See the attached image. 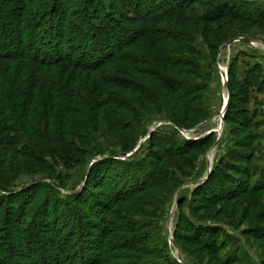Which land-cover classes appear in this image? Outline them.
<instances>
[{"label":"trees","instance_id":"16d2710c","mask_svg":"<svg viewBox=\"0 0 264 264\" xmlns=\"http://www.w3.org/2000/svg\"><path fill=\"white\" fill-rule=\"evenodd\" d=\"M208 1L212 9L194 22L191 8L206 0H0L3 152L28 155L35 164V156L49 157L67 171L94 161L82 188L66 197L44 181L19 193L0 184L5 194L0 196V264H179L165 255L167 246H158L145 222L161 207L143 209L154 192L171 196L182 185L176 170L192 167L211 149L215 135L186 141L175 131L158 129L143 157L144 145L135 152L140 143L132 139L121 153L132 156L119 160L104 150L86 151L72 128L86 99L121 124L125 116L137 121L159 109L169 110L178 130L207 120L196 98L203 87L194 81L207 77L189 58L199 55L187 34L202 25L216 59L231 40L228 23L244 21L264 30V6ZM228 86L225 122L247 141L235 143L191 200L180 199L175 232L182 251L189 247L217 264L238 263L240 257L222 253L233 240L207 223L222 221L218 208L264 192V155L259 157L253 145L262 127L264 65L234 62ZM17 126L25 138L16 134ZM189 201L190 217L184 211Z\"/></svg>","mask_w":264,"mask_h":264},{"label":"rangeland","instance_id":"374dc122","mask_svg":"<svg viewBox=\"0 0 264 264\" xmlns=\"http://www.w3.org/2000/svg\"><path fill=\"white\" fill-rule=\"evenodd\" d=\"M222 2L223 0H213ZM230 3H240L247 6L248 9L256 6H264V0H230ZM206 0L204 4L195 5L191 8V17L195 20L201 19L204 12L212 9V5ZM119 15H124L119 10L116 11ZM122 13V14H121ZM125 16V15H124ZM227 33L230 32V38L219 50L216 59L213 58L210 47L203 35L202 25L196 26V31L187 34L188 40L191 42L193 49L199 55L198 57L189 56L194 66L198 68L201 74L207 77L206 80L195 79L203 87L202 94L196 96L199 99V107L202 109V114H206L207 120L199 123L190 130H184L174 127L170 118L169 110H157L156 112H144L143 118L136 121L133 116H125L122 119V124L115 122L108 114L103 111L96 110L90 103L82 102L78 110L77 121L73 124L72 129L76 130L79 139L78 143L86 149V151L104 150L106 156L113 155L116 159L126 160L132 156L129 154L125 157L121 156L124 146L130 143L132 139L138 140V149L140 145H144L139 153L144 156L148 148L149 134L163 129L168 133L177 132L182 140L199 141L208 136L215 135V143L211 149L204 155L198 157V160L192 167L184 166L183 173L176 170V173L181 177L182 185H180L174 193L166 195L165 190L160 189L153 194L156 196L152 201L145 202L144 211L150 212L159 209L157 217L145 218V222L150 226V232L155 236V242L158 246H167L166 256L179 264H217V260L209 255H204L196 250H190L189 247L182 251L180 246L175 241V232L180 220V199L191 200L193 191L205 184L212 172L217 168L220 162L229 155L236 147V142L241 141L246 143L247 137L240 132L234 134V128L225 122L223 113L226 99L229 98V86L227 77L222 74L221 70L229 76V68L234 62L239 64L245 59L251 64L262 63L264 65V30L254 28L244 21L236 23H228ZM202 26V27H201ZM127 27V26H125ZM252 39L258 41L253 45L244 43L240 39ZM235 41L231 46L228 44ZM246 54L247 56H243ZM178 55L175 56V58ZM225 69V71H224ZM193 80V79H192ZM258 106L261 111L258 119L262 122V127L258 131V137L253 145L256 147V152L259 157L264 155V96L260 97ZM60 113V111L56 112ZM10 117V116H8ZM224 117V120H223ZM81 119V120H80ZM9 122V121H8ZM12 122H9V125ZM20 127H16V134L24 137L25 131ZM130 129V130H129ZM153 131V132H151ZM133 132V136L130 133ZM151 135V134H150ZM25 138V137H24ZM2 140H0V143ZM36 143V140H35ZM40 143V142H39ZM34 144V143H32ZM37 146V145H36ZM38 155V153H37ZM42 156V155H41ZM36 157L37 163H31L29 156H19L13 150L3 152V147L0 146V184L11 185L14 192H21L24 188L30 186L37 181H44L55 186L58 192L66 197L67 195L79 191L85 184L86 176L90 166L94 161L76 168L74 171H67L59 163H56L49 157ZM121 156V157H120ZM51 176V177H50ZM50 177V178H49ZM195 185L196 183H200ZM63 185V186H62ZM5 195L0 193V196ZM157 200H156V199ZM158 198L163 199L161 203ZM246 200V198H244ZM243 203H232L217 210L222 212V221H210L208 225H215L225 229V233L233 240L232 247L228 246L226 252L236 253L240 261L232 264H264V192L256 197V199H247ZM255 202V203H254ZM254 203L257 206L250 204ZM190 201L184 205V211L187 216L189 213ZM195 208H199L196 205ZM202 208H199L201 210ZM203 214V211L199 212ZM251 234L252 236H248ZM231 247V248H230ZM222 254V255H223Z\"/></svg>","mask_w":264,"mask_h":264},{"label":"water","instance_id":"95a60500","mask_svg":"<svg viewBox=\"0 0 264 264\" xmlns=\"http://www.w3.org/2000/svg\"><path fill=\"white\" fill-rule=\"evenodd\" d=\"M240 41H242V42H244V43L251 44V45H253L254 43H258V41H254V40L249 39V38H247V39L243 38V39H240ZM233 43H235V41L230 42V43L228 44V46H231ZM221 72H222V74L225 75V77H227V81H228V75L225 74L222 70H221ZM229 98H230V90H229ZM229 98H228V101H227V103L225 104L224 109H223V113H224V114H225L226 111H227V107H228V103H229ZM223 120H224V117H223ZM151 132H153V131H151ZM150 134H151V133H150ZM150 134H149V137H150ZM201 183H202V182H200V183H196L195 185H199V184H201Z\"/></svg>","mask_w":264,"mask_h":264},{"label":"bare ground","instance_id":"6f19581e","mask_svg":"<svg viewBox=\"0 0 264 264\" xmlns=\"http://www.w3.org/2000/svg\"><path fill=\"white\" fill-rule=\"evenodd\" d=\"M224 71H225V69H224ZM227 101H228V100L226 99V103H227Z\"/></svg>","mask_w":264,"mask_h":264}]
</instances>
